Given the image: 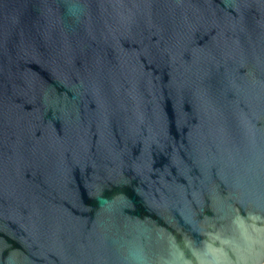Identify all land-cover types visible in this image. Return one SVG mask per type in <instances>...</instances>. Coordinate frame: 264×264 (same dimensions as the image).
Instances as JSON below:
<instances>
[{
  "label": "water",
  "instance_id": "1",
  "mask_svg": "<svg viewBox=\"0 0 264 264\" xmlns=\"http://www.w3.org/2000/svg\"><path fill=\"white\" fill-rule=\"evenodd\" d=\"M0 264H264V0H0Z\"/></svg>",
  "mask_w": 264,
  "mask_h": 264
}]
</instances>
